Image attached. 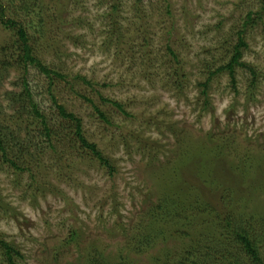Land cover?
Wrapping results in <instances>:
<instances>
[{
    "label": "rangeland",
    "instance_id": "374dc122",
    "mask_svg": "<svg viewBox=\"0 0 264 264\" xmlns=\"http://www.w3.org/2000/svg\"><path fill=\"white\" fill-rule=\"evenodd\" d=\"M49 1L0 0L8 17L30 25L33 41L52 12L37 54L67 77L51 95L46 76L37 69L29 75L51 150L39 135L42 121L27 99L15 97L21 73H0L7 151L0 148V240L20 254L12 253L13 264H81L101 250L115 264L151 223L164 234L129 260L173 264L210 229V218L187 212L157 221L153 207L184 187L201 185L205 195L203 178L213 186L202 202L225 214L264 217V0H66L58 15ZM249 14L241 60L247 67L236 68L235 86L222 73L205 90L211 71L230 60ZM11 36L0 22V43ZM53 97L80 119L112 170L88 156L76 122L60 114ZM11 135L23 147L10 144ZM230 191L237 198L229 199ZM0 264H10L1 245Z\"/></svg>",
    "mask_w": 264,
    "mask_h": 264
},
{
    "label": "trees",
    "instance_id": "16d2710c",
    "mask_svg": "<svg viewBox=\"0 0 264 264\" xmlns=\"http://www.w3.org/2000/svg\"><path fill=\"white\" fill-rule=\"evenodd\" d=\"M65 1L66 0H50L46 6L50 7L51 4H54L53 12L58 15L63 12L61 10L62 6H60V3H65ZM115 2L117 3V0ZM111 10L112 12H115L117 10L116 5L113 4ZM53 17L55 16H53L51 12V14L43 16L42 19H40L38 31L40 30L39 33L41 37L40 39L33 41L32 37L30 36V25L28 28L24 25V23L18 22L15 18L8 17L6 15L5 8L0 3V22L5 28H7V30L12 33L10 39H1L0 73L9 72L12 69L21 73L22 91L14 95L18 99H27V104L29 108L32 109L35 117L42 121L43 130L39 132V135L41 138H45L47 140L46 143L51 150L54 149L52 146L51 129L47 125L45 116L41 114L39 110V104L32 100L34 98V94L29 83V75L32 69H37L40 74L46 76L51 82L49 85L51 95L54 94L52 93L51 89L57 79L64 81L67 80V77H64L55 70L45 66L37 54L38 50L36 46L38 42L42 43V41L45 40V29L48 25L47 20L53 19ZM250 20L251 14L248 15L242 29H239L237 33L239 42L237 44L231 45L232 55L230 60H227L224 65H221L215 71H211L208 81L203 84L205 90L209 89L211 78L222 73H228L232 79V83L234 86L236 85V68L247 67V64L241 60L243 57L242 48L247 46L244 36L246 34ZM49 21L52 22L51 20ZM170 52H172L174 56L175 53L171 49ZM250 71L254 77H256L255 71L253 69H250ZM83 80L84 78H82V81ZM204 93L206 94L207 91H204ZM53 99L56 102L54 97ZM55 104L60 114L64 118L76 122V135L78 137V141L87 151L88 156H91L92 160L98 161L102 165L112 170L113 167L111 166L110 160L103 155V153L98 149L97 145L90 143L86 139L80 119H78L73 113H68L63 105L59 104L58 102ZM116 105L122 109V107L117 103ZM100 116L104 118L102 113ZM11 136L12 137L8 139L10 144H13L14 147L15 145L18 147H23L22 143L17 142L15 144L17 139L15 136ZM3 141V138L0 137V148L4 154H7L6 147L4 146L5 144L3 145L2 143ZM30 155H32L31 152ZM33 159L34 158L31 157L32 162L34 160L37 161V157L34 160ZM4 162L10 163L12 166L19 168L13 159H6ZM30 165H32L31 161L28 166ZM203 172L204 171L197 172V176H201V178H203ZM203 181L205 184V195L200 191V188L203 187L201 185L184 187V189L173 190L170 192L168 197H163L164 199L161 198L159 200L160 202H158V205L153 207L152 212L156 211L155 213L153 212V214L155 215L157 221L160 220L161 215L167 219H182V217L187 212L194 213L198 218L200 216H203L206 219L210 218L208 223L210 229H207L205 233H199L197 237L191 241L190 246L180 253L173 264H264V217H260L258 215L257 217L256 215H253L252 217L248 218L244 214H229V212L225 214L224 212L220 211L222 213L221 214L215 207L209 204V201H206L205 203L204 201L202 202V200H206L204 197H206L209 193L207 190L210 188V186H213L210 178H203ZM179 184H183V186L186 185L184 182H180ZM232 196H234V193L230 191L229 199L232 200ZM248 197L251 200L252 194H249ZM184 198L185 202H181V200ZM222 198L225 200V197ZM177 199H179V201ZM226 206V204L223 205L225 208ZM155 226L156 225L154 223H151L148 227L149 229L146 231L147 234H140L133 242H131L132 244L128 243L119 254L117 263L115 264H133L129 260L130 255H140L151 249L156 241V238L164 234L162 231L163 229H157ZM154 231L157 232L156 237L153 236ZM72 241H76V233L72 234ZM0 245L5 247L8 261L10 264H13L12 253H15L16 256H19L20 254L2 240H0ZM104 253L105 252L102 250L91 251L86 257L85 261L81 264H112L110 261H108V257ZM123 253H126V255H123ZM165 261L163 264H172L170 261Z\"/></svg>",
    "mask_w": 264,
    "mask_h": 264
},
{
    "label": "bare ground",
    "instance_id": "6f19581e",
    "mask_svg": "<svg viewBox=\"0 0 264 264\" xmlns=\"http://www.w3.org/2000/svg\"><path fill=\"white\" fill-rule=\"evenodd\" d=\"M239 197V196H238ZM208 204V203H207Z\"/></svg>",
    "mask_w": 264,
    "mask_h": 264
}]
</instances>
